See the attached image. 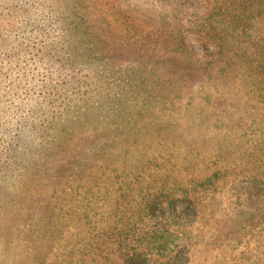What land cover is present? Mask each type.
I'll return each mask as SVG.
<instances>
[{
    "label": "rangeland",
    "instance_id": "1",
    "mask_svg": "<svg viewBox=\"0 0 264 264\" xmlns=\"http://www.w3.org/2000/svg\"><path fill=\"white\" fill-rule=\"evenodd\" d=\"M45 1L0 0V23L17 27L0 44V264L91 258L84 248L110 212L125 218L158 188L187 190L195 205L174 213L176 264H264V85L236 46L206 65L199 0H48L41 10ZM63 27L77 59L60 66ZM175 36L186 53L171 48ZM36 115L51 121L39 147L15 125ZM213 173L217 191L193 189Z\"/></svg>",
    "mask_w": 264,
    "mask_h": 264
},
{
    "label": "trees",
    "instance_id": "2",
    "mask_svg": "<svg viewBox=\"0 0 264 264\" xmlns=\"http://www.w3.org/2000/svg\"><path fill=\"white\" fill-rule=\"evenodd\" d=\"M47 2L48 0L39 5L41 10L51 8L50 5L43 6ZM199 4L204 10V15L198 18L199 31L208 30L206 40L201 46L202 52L208 59L206 65L214 64L224 55L225 51L236 46L246 72L255 77L259 84L264 85V31L258 34L255 29L257 20L264 12V0H199ZM75 11L65 12L64 25L67 26ZM14 24L12 22L0 23V44L3 42L5 46L11 44L8 38L13 34L12 30L15 32L17 29ZM36 24H40V21ZM63 30L69 31L70 34L62 35L61 43L58 45L64 50L63 58H60L62 61L59 63L60 66L67 65L71 60L73 63L77 59L73 53L66 56L68 50L76 51V46L69 43L74 29L71 31L69 27H63ZM78 33L81 32L78 31ZM146 34L147 37L153 36L150 30ZM13 37L17 39L18 33H15ZM184 40V36H175L172 42L174 46H171L173 51L186 53ZM86 46L87 43L81 42L78 44L77 51L81 52V49ZM59 47H57L56 54L61 51ZM52 51L54 50L50 46H45L47 55H52ZM229 65H231V60L226 58L220 65L218 74H224ZM51 95L52 93L46 90L41 103ZM52 103H56V100L49 102V104ZM17 120L15 125L18 130L23 128V125H27L28 131L23 136L26 142L30 141L32 146L37 143L38 147L45 142L40 132L51 123L50 120L42 119V116L37 115L30 123L23 118ZM55 124L52 122V125ZM2 126L5 130L9 127V123ZM19 141L20 136L13 144H9L11 148H6V150L15 152L13 147H17ZM26 151L27 149H24L22 152ZM6 178L8 177L0 175L2 186H5ZM219 178L220 173H213L196 182L193 189L196 187L203 192L217 191ZM259 180L264 181V172L259 174ZM5 189V187L0 188V200L5 197L7 191ZM138 198L140 199L138 202L133 201L135 204L133 208H124L125 218L120 217L116 211L110 212L106 217L109 219L108 224L100 227L98 234L92 236L88 247L84 248L92 249V257L79 259L77 264H176L178 262L181 238L179 232L175 230L174 213L179 211L178 213L184 215L187 214L186 211L191 212L195 209L194 201L191 200L187 190H183L182 195L176 196L175 192H166L162 188H158L154 194H151V191L148 193L142 191ZM127 211H131L129 215ZM87 255H89L88 252L85 256L88 257Z\"/></svg>",
    "mask_w": 264,
    "mask_h": 264
}]
</instances>
